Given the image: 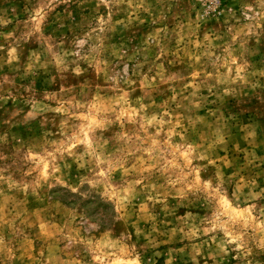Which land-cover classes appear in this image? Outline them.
<instances>
[{
	"label": "rangeland",
	"instance_id": "1",
	"mask_svg": "<svg viewBox=\"0 0 264 264\" xmlns=\"http://www.w3.org/2000/svg\"><path fill=\"white\" fill-rule=\"evenodd\" d=\"M0 264H264V0H0Z\"/></svg>",
	"mask_w": 264,
	"mask_h": 264
}]
</instances>
